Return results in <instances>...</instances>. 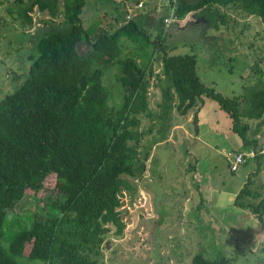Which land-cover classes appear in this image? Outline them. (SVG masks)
Listing matches in <instances>:
<instances>
[{
    "label": "trees",
    "instance_id": "1",
    "mask_svg": "<svg viewBox=\"0 0 264 264\" xmlns=\"http://www.w3.org/2000/svg\"><path fill=\"white\" fill-rule=\"evenodd\" d=\"M123 1L141 2L145 8L151 4ZM13 2L14 6L1 10L23 29L31 26L29 13L34 9L50 17L62 16L65 26L36 37L33 49L25 54L27 68L18 66L21 71L12 75L13 88L0 97V264H104L103 240L109 234L120 236L124 228L115 210L122 203L120 196L124 190L134 191L124 176L141 175L151 154L149 146L166 138L171 111L185 115L207 97L228 115L230 129L241 142L257 147L253 132L250 138L246 133L248 120L264 117V75L259 68L260 78L242 95L223 96L200 83L193 54L165 53L162 30L151 33V39L150 32L129 18L112 32L85 27L79 17L85 0ZM163 8L158 14L161 27H166V18H173L169 24L189 12L205 15L214 26L222 24L226 14L219 8L255 15L264 23V0H169ZM0 21L5 27L6 20ZM125 40L133 49L131 55L123 53ZM157 51L162 52L160 69L153 74L151 61ZM108 65L117 66L115 79L123 90L116 107L102 84ZM152 75L159 92L156 110L148 106ZM239 99L247 103L244 112L238 109ZM143 118L150 121L144 127ZM195 119L194 115V124ZM145 135L149 145L140 152L137 145ZM254 148L249 152L257 151ZM250 182L248 178L243 183L232 204L258 221L264 247V193H254ZM40 189L48 191L42 207L26 225L15 220V228L10 229L14 205L25 195L36 204ZM50 191L57 192L55 199ZM190 264L231 263L222 254L209 259L198 250Z\"/></svg>",
    "mask_w": 264,
    "mask_h": 264
},
{
    "label": "rangeland",
    "instance_id": "2",
    "mask_svg": "<svg viewBox=\"0 0 264 264\" xmlns=\"http://www.w3.org/2000/svg\"><path fill=\"white\" fill-rule=\"evenodd\" d=\"M144 1L151 2L148 8L144 4L136 7L123 0H85L79 17L85 27L97 26L106 32H112L127 20V14L129 19L150 32L151 39L153 33L162 30L165 53L193 54L200 83L213 87L223 96L242 95L245 87L260 78L256 68L264 75V23L257 16H245L233 8H219L226 14L222 24L217 22L214 26L205 15L193 16L189 12L184 18L161 27L158 14L166 9L163 7L169 6V0ZM14 5L13 0H3L0 6V19L3 17L7 22L2 28L0 21V97L13 88L12 75L21 71L18 66L27 68L25 54L33 49L36 37L65 26L62 16L50 17L46 11L34 9L29 13L31 26L23 29L1 10ZM79 49L83 51L85 44L81 43ZM132 51L131 44L125 40L123 53L131 55ZM161 54L157 51L153 55V74L160 69ZM116 73V65L106 66L102 73L107 99L115 107L120 104L123 91L115 79ZM149 82L148 106L156 110L159 92L153 75ZM238 101L240 112L246 111V101ZM205 110L201 109L202 112ZM187 113L192 114V117L189 114L191 120L182 126L185 117L171 111L166 138L149 146L151 154L144 161L141 175L124 176L134 186V191L124 190L125 194L120 196L122 203L115 210L119 211L124 228L120 236L109 234L103 240L102 243L107 244L100 251L104 264H190L192 255L198 250H203L209 259L222 254L231 264H264L263 233L258 221L232 204L234 195L248 178L254 193H264V117L261 121L248 120L250 126L246 137L250 138L253 132L257 147L243 144L230 129V118L221 117V129H228L229 133L219 140L218 149L222 150L218 154L204 141L180 138L195 129L192 122L194 108ZM208 113L215 116L212 111ZM148 121L143 118L140 125L144 127ZM148 137L145 135L139 141L140 152L149 145ZM259 145L261 150H258ZM186 148L191 155L187 158ZM253 148L257 151L249 153ZM237 152L243 154L242 161L231 171L225 156L231 154L228 160H232V155ZM256 153L261 157L254 159L252 156ZM47 194L45 189L35 193L37 205L30 195L23 196L13 207L8 227L14 229L16 221L26 225L37 207H42ZM49 195L55 199L57 192L50 191Z\"/></svg>",
    "mask_w": 264,
    "mask_h": 264
},
{
    "label": "crops",
    "instance_id": "3",
    "mask_svg": "<svg viewBox=\"0 0 264 264\" xmlns=\"http://www.w3.org/2000/svg\"><path fill=\"white\" fill-rule=\"evenodd\" d=\"M211 101L212 100L207 98V97H202V100L197 102L196 105L190 109V111H191L194 108V114H195V118H196L195 119V121H196L195 129L193 132L192 131L188 132L189 135H184V136L181 135L180 138L183 137L184 140L188 139L189 141L191 138H194V140H196L198 142L204 141L206 144L213 146L211 149L216 150V152L219 154L222 149L219 150L217 144H218L219 140H223L222 135L227 137V135L229 133V130L227 129L228 124L226 121H225V125L227 124V127H226L227 131H223L221 129V126L223 125V123H222V120H220V119H221V117H224V115L228 119H229V117L223 110H221L218 107L217 104L213 105ZM203 108L206 109L204 112L201 111V109H203ZM210 111H212L215 116L212 117V115L208 113ZM207 113L209 114L208 117H206ZM189 114L192 117L191 113H186L185 115H182L183 117H185V122L183 123L182 126H185V123L191 120V119H189V117H190ZM227 121H229V120H227ZM186 151L188 152L187 148H186ZM237 153H240V152H237ZM249 153H252V152H249ZM187 155H190L189 152L186 154V158H187ZM229 155H231V154L227 153V155L225 156V158L228 162H230V160H228Z\"/></svg>",
    "mask_w": 264,
    "mask_h": 264
},
{
    "label": "built area",
    "instance_id": "4",
    "mask_svg": "<svg viewBox=\"0 0 264 264\" xmlns=\"http://www.w3.org/2000/svg\"><path fill=\"white\" fill-rule=\"evenodd\" d=\"M140 6H141V2L136 4V7H140ZM126 19H128V16H126ZM172 19L173 18H166L165 23H168ZM241 161H242V154L241 153L234 154L232 160H230L231 169L235 168L237 164L240 163Z\"/></svg>",
    "mask_w": 264,
    "mask_h": 264
},
{
    "label": "water",
    "instance_id": "5",
    "mask_svg": "<svg viewBox=\"0 0 264 264\" xmlns=\"http://www.w3.org/2000/svg\"><path fill=\"white\" fill-rule=\"evenodd\" d=\"M105 247H107V244L105 243Z\"/></svg>",
    "mask_w": 264,
    "mask_h": 264
}]
</instances>
